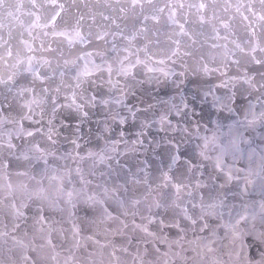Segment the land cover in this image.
<instances>
[{"label": "water", "instance_id": "water-1", "mask_svg": "<svg viewBox=\"0 0 264 264\" xmlns=\"http://www.w3.org/2000/svg\"><path fill=\"white\" fill-rule=\"evenodd\" d=\"M0 264H264V0H0Z\"/></svg>", "mask_w": 264, "mask_h": 264}]
</instances>
